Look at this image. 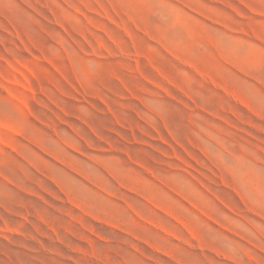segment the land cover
Segmentation results:
<instances>
[{
    "label": "rangeland",
    "instance_id": "374dc122",
    "mask_svg": "<svg viewBox=\"0 0 264 264\" xmlns=\"http://www.w3.org/2000/svg\"><path fill=\"white\" fill-rule=\"evenodd\" d=\"M0 264H264V0H0Z\"/></svg>",
    "mask_w": 264,
    "mask_h": 264
}]
</instances>
